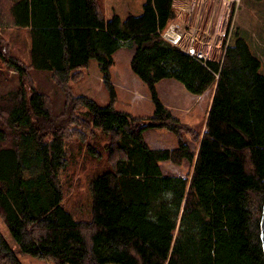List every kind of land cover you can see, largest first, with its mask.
I'll return each mask as SVG.
<instances>
[{
    "label": "trees",
    "instance_id": "16d2710c",
    "mask_svg": "<svg viewBox=\"0 0 264 264\" xmlns=\"http://www.w3.org/2000/svg\"><path fill=\"white\" fill-rule=\"evenodd\" d=\"M175 1L144 0L141 13L121 18L106 17L103 0H0V31L26 28L31 41L25 61L0 33V63L21 77L8 106L0 102V218L19 251L53 264H264L261 62L238 33L227 41L234 6L211 58L165 38L178 24ZM123 45L134 47L129 66L146 86L151 114L115 107L111 67ZM92 59L106 104L72 87ZM33 69L50 72L61 109L35 87ZM165 78L196 95L212 87L199 130L163 104L157 85ZM151 128L171 132L176 145L150 147L144 132ZM67 141L86 143L106 168L90 182L87 219L62 204ZM167 160H187L190 168L184 176L164 174ZM0 264H22L1 230Z\"/></svg>",
    "mask_w": 264,
    "mask_h": 264
},
{
    "label": "rangeland",
    "instance_id": "374dc122",
    "mask_svg": "<svg viewBox=\"0 0 264 264\" xmlns=\"http://www.w3.org/2000/svg\"><path fill=\"white\" fill-rule=\"evenodd\" d=\"M143 2L144 0H103L105 15L111 17L113 14H118L124 18L128 13L139 14L142 12ZM211 3L213 8L210 7ZM231 6H234V11L227 41L231 42L236 33L244 37L252 52L259 58L261 62L259 71L264 75V0H176L174 7L178 24L173 25L176 26L175 31L180 34L179 43L183 48L190 46L194 50H200L206 44L208 46L205 45L202 48L207 51L208 56L213 57L217 52V41L224 34L227 26ZM210 8L211 11L207 17L206 11ZM199 32L202 33L201 36ZM0 33L8 41L12 54L29 61L31 41L28 29L7 27ZM133 51L134 47L123 45L113 55L114 64L111 67V74L117 94L115 107L134 114L148 115L153 112L154 104L145 84L129 66ZM32 75L33 84L38 91L49 93L54 100L55 109H61L64 102L63 94L52 81L50 72L33 69ZM101 75L98 62L92 59L83 79L72 83L74 92L89 95L100 104L108 103V93L102 85ZM20 80V74L15 67L0 63V102L4 106H8V98L19 87ZM171 82H175L178 88L174 87V90L169 93ZM182 88H184L183 85L172 78H166L158 83L162 102L172 107L170 111L180 120L190 123L199 130L212 95V87L199 96L188 91L186 93L185 88L184 90ZM189 108L190 111L187 112ZM83 111L85 116H89L87 110ZM144 138L152 148H172L176 145L175 136L161 128L146 130ZM187 141L192 149L196 148L188 138ZM86 145V143L81 145L75 141H67V165L60 172L64 188L62 204L76 219L89 217L92 201L90 182L106 170L93 155L85 151ZM160 168L164 174L184 176L190 168V163L184 160L181 165H177L167 160L160 163ZM0 230L8 244L16 251L22 264H53L19 251L1 218Z\"/></svg>",
    "mask_w": 264,
    "mask_h": 264
},
{
    "label": "water",
    "instance_id": "95a60500",
    "mask_svg": "<svg viewBox=\"0 0 264 264\" xmlns=\"http://www.w3.org/2000/svg\"><path fill=\"white\" fill-rule=\"evenodd\" d=\"M175 30H176V26L170 25L164 34V37L171 40L173 43H177L180 37V34H178ZM259 238L261 242L262 251L264 254V201L262 204L261 216L259 220Z\"/></svg>",
    "mask_w": 264,
    "mask_h": 264
},
{
    "label": "built area",
    "instance_id": "2783aa9c",
    "mask_svg": "<svg viewBox=\"0 0 264 264\" xmlns=\"http://www.w3.org/2000/svg\"><path fill=\"white\" fill-rule=\"evenodd\" d=\"M206 45V44H205ZM203 45V46H205ZM202 46V47H203ZM208 46V45H206ZM200 48V50H194V48L188 46L186 48H183L189 55H192V56H196L197 58H202V59H208V58H211L210 56H208V53L205 49L203 48Z\"/></svg>",
    "mask_w": 264,
    "mask_h": 264
},
{
    "label": "crops",
    "instance_id": "0c3cea01",
    "mask_svg": "<svg viewBox=\"0 0 264 264\" xmlns=\"http://www.w3.org/2000/svg\"><path fill=\"white\" fill-rule=\"evenodd\" d=\"M183 8V7H182ZM184 9V8H183ZM166 79V78H165ZM168 79H171V78H168ZM173 79V78H172ZM164 80V79H163ZM162 81V80H161ZM170 84V83H169ZM175 84V85H174ZM178 88V85L175 83V82H171V84H170V89H169V93L170 92H172L174 89L173 88ZM181 87V86H180ZM183 90H184V88H182ZM157 90H158V85H157ZM208 90V89H207ZM206 90V91H207ZM186 93H188L187 92V90L185 89L184 90ZM206 91H204V93L206 92ZM159 93V92H158ZM203 94V93H202ZM201 94V95H202ZM194 95V94H193ZM196 95V94H195ZM197 96H199V95H197ZM161 98V97H160ZM162 100V99H161ZM210 102H211V97H210V99H209V102H208V106H207V108H206V111H205V114H206V112H207V110H208V107H209V104H210ZM165 106H167L165 103H163ZM168 108H170V110H172L173 108L172 107H170V106H167ZM190 111V108L188 109V111L187 112H189Z\"/></svg>",
    "mask_w": 264,
    "mask_h": 264
}]
</instances>
